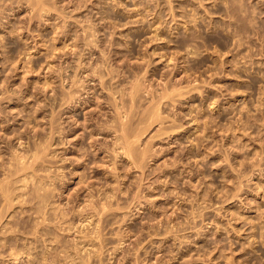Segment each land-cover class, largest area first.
<instances>
[{"label":"rangeland","instance_id":"1","mask_svg":"<svg viewBox=\"0 0 264 264\" xmlns=\"http://www.w3.org/2000/svg\"><path fill=\"white\" fill-rule=\"evenodd\" d=\"M0 162V264H264V0H0Z\"/></svg>","mask_w":264,"mask_h":264},{"label":"bare ground","instance_id":"2","mask_svg":"<svg viewBox=\"0 0 264 264\" xmlns=\"http://www.w3.org/2000/svg\"><path fill=\"white\" fill-rule=\"evenodd\" d=\"M3 1H4V0H3ZM27 1H28V0H27ZM32 1H34V0H32ZM36 1H37V0H36ZM39 1H40V0H39ZM41 1H42V0H41ZM43 1H44V0H43ZM37 3H38V2H37ZM37 3H33V5H34V4L36 5ZM31 4H32V3H31ZM40 5H41V4H40ZM40 5H39V6H40ZM41 7H43V4L41 5ZM41 7H39V8H41ZM10 8H11V7H10ZM2 9H3V8H2ZM7 9H8V7H7ZM34 9H35V8H34ZM34 9H33V6H32V12H33ZM5 10H6V9H5ZM36 11H38V10H36ZM34 12H35V11H34ZM38 12H39V11H38ZM40 12H41V10H40ZM38 15H39V14H38ZM80 60H81V59H80ZM78 64H79V63H78ZM81 64H82V63H81ZM79 66H80V65H79ZM79 66H77V67H79ZM81 66H82V65H81ZM81 66H80V67H81ZM97 66H98V65H97ZM75 69H76V68H75ZM78 69H79V68H78ZM80 69H81V68H80ZM95 69H96V68H95ZM97 69H98V68H97ZM100 70H101V69H100ZM102 70H103V69H102ZM75 71H76V70H75ZM82 71H83V70H82ZM76 72H77V71H76ZM78 72H79V71H78ZM94 72H95V71H94ZM97 72H98V71H97ZM59 73H60V72H59ZM98 73H99V72H98ZM106 74H108V73L106 72ZM59 75H61V74H59ZM72 75H73V74H72ZM74 76H75V75H74ZM103 76H104V75H103ZM103 76L100 75V76H99V79H98V83L100 84L101 87H102V86L104 87V86L106 85V84H105V81H103V78H104ZM143 76H144V75H143ZM59 77H60V76H59ZM90 77H91V76H90ZM66 78H67V77H66ZM66 78H65V79H66ZM75 78H76V76H75ZM59 79H60V78H59ZM62 79H63V78H62ZM67 79H68V81L70 80V84H71V85L68 87V88H69V91H65V90H64L65 92L61 94V96H60L61 98H59V99H60V100H64L65 103H66V105L68 104V105H72V106L77 105L78 103H81V102H82V103H85V101H79V100H80V97H79L78 94H77V92H78L77 90H78V89H75V90L73 89V87L75 86V81H74L75 79L71 78V79H72V80H71V79H69V77H68ZM67 79H66V80H67ZM85 79H86V78H85ZM112 79H113V78H112ZM83 80H84V79H83ZM90 80H91V79H89L88 83L90 82ZM60 81H61V80H60ZM64 81H65V80H64ZM143 81H144V80H143ZM166 81H167V80H166ZM108 82H109V81H108ZM134 82H135V81H134ZM60 83H62V82H60ZM137 83H138V82H137ZM165 83H166V82H165ZM104 84H105V85H104ZM73 85H74V86H73ZM81 85H82V84H81ZM84 85H85V84H84ZM84 85H83V86H84ZM143 85H144V84H143ZM169 85H170V84H169ZM72 86H73V87H72ZM108 86H110V85H108ZM136 86H137L136 84H135V85H132V87L129 86V87H130V90H129V92L126 93V94H125V93H124V94L121 93L120 96H121L122 98H119V100H120L119 103H118L119 105H118L117 103H112V104H113V110H114V113L117 115V116H116L117 119L113 120V121H115V123H114L112 126H106V125H105V127H106L107 129L109 128V129H111V131H112V129H113L112 132H113V134H115V138H113L114 141H112V142H113V143H112L113 146H114V147H117V148H118L117 150L121 149V150H119V153L121 152V153H122L125 157H127L128 159H129V158L131 159V158L135 155V154H133V151H134L133 149L136 148V147L133 148L132 145H133L134 143H136L137 138H136V140H133V139H134L136 136H138L137 134H136V136H135V135H133V133L131 134L130 132H127V127H128V125H129V123L132 122V121H131V118H132V117H131V114H132V111H131L132 109H131V108H132V106L135 104V103H134L135 95L137 94L136 92H139V91H140V90L137 91V87H136ZM164 86H165V85H164ZM71 87H72V90H71ZM88 87H89V85H88ZM148 87H149V86H148ZM167 87H168V86H167ZM173 87H174V86H173ZM77 88H78V87H77ZM109 88H110V87H109ZM171 88H172V87H171ZM174 88H175V87H174ZM80 89H83V87L80 88ZM80 89H79V90H80ZM88 89H89V88H88ZM103 89H104V88H103ZM142 89H143V88H142ZM160 89H161V88H160ZM165 89H166V88H165ZM165 89H164V90H165ZM177 89H178V87H177ZM177 89H176V90H177ZM150 90H151V89H150ZM162 90H163V89H162ZM172 90H173V89H171V91H172ZM174 90H175V89H174ZM80 91H81V90H80ZM165 91H166V90H165ZM165 91H164V92H165ZM171 91H170V92H171ZM178 91H179V90H178ZM62 92H63V91H62ZM87 92H88V91H87ZM87 92H86V93H87ZM116 92H117V91H116ZM120 92H121V91H120ZM122 92H123V91H122ZM142 92H143V91H142ZM146 92H147V91H146ZM164 92H163V93H164ZM172 92H173V91H172ZM59 93H60V92H59ZM83 93H84V91H83ZM144 93H145V92H144ZM166 93L168 94V92H166ZM176 93H177V92H176ZM75 94L79 97V99H78V97L76 98ZM81 94H82V93H81ZM146 94H147V93H146ZM156 94H157V93H156ZM178 94H179V93H178ZM180 94H181V93H180ZM113 95H114V94H113ZM125 95H126V96H125ZM149 95H150V94H149ZM164 95L167 97L166 94L161 95V97H165ZM169 95H170V93H169ZM171 95H172V94H171ZM53 96H54V95H53ZM83 96H84V94H83ZM124 96H125L126 98H124ZM136 96H137V95H136ZM81 97H82V96H81ZM85 97H86V96H85ZM93 97H94V96H93ZM113 97H114V96H113ZM113 97H112V98H113ZM161 97L159 96L160 100L163 99V98H161ZM166 97H165V98H166ZM168 97H171V96H168ZM95 98H96V97H95ZM165 98H164V99H165ZM81 99H83V98H81ZM84 99H85V98H84ZM167 99H168V98H167ZM53 101H54V100H53ZM112 101H113V100H112ZM150 101H151V100H150ZM114 102H116V100H115ZM158 102H159V101H158ZM54 103H55V102H54ZM60 103H61V102H60ZM60 103H59V104H60ZM82 103H81V104H82ZM133 103H134V104H133ZM62 104H63V103H62ZM148 104H149V103H148ZM153 104H155V103L153 102ZM156 104H157V103H156ZM160 104H161V103H160ZM160 104H158V105H160ZM57 105H58V104H57ZM110 105H111V104H110ZM151 105H152V103H151ZM158 105H157V107H158ZM84 106H85V105H84ZM135 106H136V105H135ZM67 107H68V106H67ZM70 107H71V106H70ZM157 107H155V108H157ZM111 108H112V106H111ZM150 108H151V107H150ZM153 109H154V108H152V111H153ZM158 109H159V108H158ZM111 110H112V109H111ZM149 110H150V109H149ZM144 111H145V110H144ZM144 111H143V112H144ZM57 112H58V111H57ZM152 113H153V114H152ZM152 113H149V114H152V115L155 116V113H156V112H155V113L152 112ZM58 114H59V113H58ZM110 114H111V113H110ZM157 114H159V113L157 112ZM132 115H133V114H132ZM139 115L141 116V114H139ZM55 116H56V115H55ZM145 116H146V114H145ZM145 116H143V117H145ZM154 116H151V117H154ZM156 116H158V115H156ZM156 116H155V118H156ZM112 117H113V116H112ZM141 117H142V116H141ZM143 117H142V118H143ZM149 117H150V116H149ZM57 118H58V117H56L55 120H57ZM147 118H148V117H146V119H147ZM148 119H149V118H148ZM148 119H147V120H148ZM152 119H153V118H152ZM53 120H54V119H53ZM53 120H52V121H53ZM58 120H59V119H58ZM87 120H88V119H87ZM87 120H86V121H87ZM106 120H107V119H106ZM132 120H133V118H132ZM149 120H151V119H149ZM158 120H159V119H158ZM52 121H51V122H52ZM111 121H112V120H111ZM130 121H131V122H130ZM141 121H142V120H141ZM153 121H155V120H153ZM159 121H160V120H159ZM51 122H50V123H51ZM54 122H55V121H54ZM101 122H102V121H101ZM142 122H143V121H142ZM148 122H149V121H148ZM148 122H147V123H148ZM161 122H162V121H161ZM50 123H49V126H50ZM52 123H53V122H52ZM88 123H89V122H88ZM90 123H91V122H90ZM96 123H97V122H96ZM85 124H86V123H85ZM151 124H152V123H151ZM56 125H58V123H57ZM109 125H110V124H109ZM149 125H150V124L148 123V126H149ZM54 126H55V125H54ZM59 126H62V125H59ZM99 126H100V124H99ZM99 126H98V127H99ZM145 126H146V125H145ZM51 127H52V126H51ZM51 127H50V128H51ZM85 127H86V126H85ZM105 127H104V128H105ZM134 127H136V126H134ZM55 128H57V127L55 126ZM55 128H54V129H55ZM142 128H143V127H142ZM51 129H52V128H51ZM54 129H53V130H54ZM102 129H103V128H102ZM102 129H100V130H102ZM138 129H139V128H138ZM144 129H146V128H144ZM144 129H143V130H144ZM59 130H60V129L57 128V133H58V135H59V133H60V131H61V130H60V131H59ZM104 130H105V129H104ZM135 130H137V129H135ZM51 131H52V130H51ZM51 131H50V132H51ZM55 131H56V130H55ZM68 131H69V130H68ZM68 131H67V132H68ZM102 131H103V130H102ZM108 131H109V130H108ZM100 132H101V131H100ZM100 132H97L96 130H92L91 132H89V135H86V136H87V138H90V137H91V138H92V137L94 138L93 135H94V134H97V135H98ZM53 133H54V132H53ZM53 133H52V134H53ZM102 133H103V132H102ZM141 133H143V132L141 131ZM141 133H140V134H141ZM52 134H51V135H52ZM113 134H112V135H113ZM49 135H50V134H49ZM68 135H69V134H68ZM141 135H142V134H141ZM141 135H139V136H141ZM84 136H85V135H84ZM86 136H85V137H86ZM88 136H89V137H88ZM45 137H46V136H45ZM47 137H48V136H47ZM52 137H53V136H52ZM52 137H51V138H52ZM56 138H58V136H57ZM91 138H90V139H91ZM132 138H133V139H132ZM39 139H40V138H39ZM84 139H85V138H84ZM59 140H60V139H59ZM59 140H58V141H59ZM92 140H93V139H92ZM94 140H95V138H94ZM94 140H93V141H94ZM82 141L84 142V140H82ZM134 141H135V142H134ZM138 141H139V140H138ZM60 142H61V141H60ZM65 142H66V141H65ZM83 142H82V143H83ZM56 143H57V142H56ZM80 143H81V142H80ZM80 143H79V144H80ZM137 143H138V142H137ZM62 144H63V143H62ZM83 144H84V143H83ZM85 144H86V143H85ZM5 145H6V144H5ZM9 145H10V144H9ZM49 145H50V144H49ZM49 145H48V142H47V145H45V146H49ZM89 145L92 146V143H90ZM135 145H136V144H135ZM33 146H35V145H33ZM43 146H44V145H43ZM83 146H85V145H83ZM90 146H89V147H90ZM94 146H95V145H94ZM113 146H112V147H113ZM9 147H10V146H9ZM100 147H101V146H100ZM114 147H113V148H114ZM38 148H39V147H38ZM41 148H42V146H41ZM44 148H45V150H46L47 147H44ZM82 148H83V147H82ZM84 148H85V147H84ZM92 148H93V147H92ZM15 149H16V148H15ZM101 149H103V148H101ZM16 150H17V149H16ZM39 150H42V149H39ZM85 150H87V149H85ZM85 150H83V151H85ZM92 150H93V149H92ZM109 150H111V148H110ZM115 150H116V148H115ZM115 150H112V151H115ZM135 150H136V149H135ZM146 150H147V149H146ZM148 150H149V149H148ZM35 151H36V150H35ZM42 151H43V153H44V149H43ZM83 151H82V152H83ZM87 151H88V150H87ZM90 151H91V150H90ZM105 151H106V150H105ZM17 152H18V151H17ZM96 152H97V151H96ZM100 152H101V151H100ZM107 152H109V151H107ZM117 152H118V151H117ZM12 153H13V152H12ZM38 153H40V152H38ZM43 153H41V155H42ZM83 153H85V152H83ZM86 153H87V152H86ZM86 153L84 154V155H85V158H88V157H86ZM111 153H112V152H111ZM119 153H118V154H119ZM135 153H137V152H135ZM18 154H19V152H18ZM34 154H35V153H34ZM34 154H33V155H34ZM45 154H47V153H45ZM81 154H82V153H81ZM88 154H89V152L87 153V155H88ZM115 154H116V153H114V155H115ZM137 154H138V153H137ZM137 154H136V155H137ZM144 154H145V153H144ZM16 155H17V154H16ZM19 155H20V154H19ZM39 155H40V154H39ZM39 155H38V156H37V155H34V157L36 156L37 159H38V158H39ZM43 155H44V154H43ZM93 155H94V154H93ZM114 155H113V157H114ZM138 155H139V154H138ZM141 155H143V154L141 153ZM1 156H2V155H1ZM22 156H23V155H22ZM22 156H20V157H22ZM29 156H30V154H29ZM55 156H56V155H55ZM116 156H117V154H116ZM131 156H132V157H131ZM14 157H15V156H14ZM17 157H18V156H17ZM17 157H16V159H17ZM20 157H18V159H19ZM77 157H78V156H77ZM83 157H84V156H83ZM118 157H119V156H118ZM118 157H117V158H118ZM140 157H141V156H140ZM140 157H139V158H140ZM144 157H145V156H144ZM12 158H13V157H12ZM22 158H23V157H22ZM32 158H33V156H32ZM32 158H31V159H32ZM40 158H41V157H40ZM79 158H80V157H79ZM90 158H91V157H90ZM141 158H142V157H141ZM25 159H26V158H25ZM33 159H34V158H33ZM35 159H36V158H35ZM35 159H34V160H35ZM111 159H112V158H111ZM22 160H23V159H22ZM43 160H44V159H43ZM141 160H142V159L139 160L140 163H142ZM17 161H18V160H17ZM38 161H39V159H38ZM44 161H45V160H44ZM50 161H51V160H50ZM83 161H84V160H83ZM131 161H132V159H131ZM14 162H15V161H14ZM18 162H21L20 159H19ZM32 162L34 163V161H32ZM35 162H36V161H35ZM54 162H55V161H54ZM114 162H115V161H114ZM132 162H134V161H132ZM132 162H131V163H132ZM137 162H138V161H137ZM0 163H1V162H0ZM24 163H25V162H24ZM36 163H37V162H36ZM45 163H46V162H45ZM77 163H78V162H77ZM112 163H113V162H112ZM134 163H135V162H134ZM22 164H23V163H22ZM31 164H32V163H31ZM31 164H30V165H31ZM14 165H15V164H14ZM39 165H40V164H39ZM113 165H114V163H113ZM15 166H16V165H15ZM24 166H27V167H28V165H24ZM53 166H54V165H53ZM0 167H1V166H0ZM18 167H19V166H18ZM21 167H22V166H21ZM27 167H24V169L27 168ZM42 167H43V166H42ZM140 167H142V166L140 165ZM140 167H139V168H140ZM9 168H11L10 165H9ZM29 168H30V167H29ZM112 168H113V167H112ZM15 169H16V167H15ZM19 169H20V168H19ZM24 169H23V170H24ZM9 170H10V169H9ZM25 170H26V169H25ZM10 171H12V170H10ZM14 171H15V170H14ZM16 171H17V170H16ZM20 171H21V169H20ZM58 171H59V170H58ZM113 171H114V169H113ZM116 171H117V170H116ZM17 172H18V171H17ZM24 172H25V171H24ZM31 172H32V171H31ZM32 173H33V172H32ZM58 173H59V172H58ZM81 173H82V172H81ZM5 174H6V173H5ZM8 174H9V172H8ZM35 174H36V173H35ZM74 174H75V173H74ZM14 175H15V173H14ZM14 175H13V176H14ZM16 175H17V174H16ZM21 175H22V174H21ZM27 175H28V174H27ZM31 175H32V174H31ZM33 176H34V175H33ZM39 176H40V175H39ZM29 177H31V176H29ZM34 177H35V176H34ZM48 177H49V176H48ZM14 178H15V177H14ZM24 178H25V177H24ZM36 178H37V176H36ZM53 178H54V177H53ZM33 179H34V178H33ZM4 180H5V179H4ZM7 180H8V179H7ZM9 180H10V179H9ZM24 180H25V179H24ZM24 180H23V181H24ZM31 180H32V179H31ZM31 180H30V182L32 183ZM37 180H38V179H37ZM46 180H47V179H46ZM59 180H60V179H59ZM9 182H10V181H9ZM21 182H22V181H21ZM21 182H19V183H21ZM28 182H29V181H28ZM37 182H38V181H37ZM37 182H36V183H37ZM11 183L13 184V182H11ZM23 183H24V182H23ZM80 183H81V182H80ZM3 184H4V183H3ZM5 184H6V183H5ZM5 184H4V185H5ZM39 184H40V183H39ZM81 184H82V183H81ZM21 185H23V184H21ZM37 185H38V184H37ZM37 185H36V186H37ZM84 185H85V184H84ZM14 186H15V185H14ZM17 186H18V185H17ZM26 186H27V185H26ZM36 186H35V187H36ZM41 186H42V185H41ZM43 186H44V185H43ZM50 186H51V185H50ZM11 187H12V186H11ZM20 187H21V186H20ZM47 187H48V186H47ZM3 188H4V189H3ZM29 188H30V187H29ZM19 189H20V188H19ZM19 189H18V191H19ZM33 189H34V188H33ZM37 189L39 190L40 188L37 187ZM45 189H46V187H45ZM0 190H3V191H1L2 194H3V192H5L4 190H6L5 187H4L2 184L0 185ZM22 190L24 191V186H23V189H22ZM35 190H36V189H35ZM40 190H41V189H40ZM113 190H114V189H113ZM113 190H112V191H113ZM7 191H8V190H7ZM16 191H17V190H16ZM23 191H22V192H23ZM41 191H42V190H41ZM44 191H45V190H44ZM52 191H53V190H52ZM13 192H14V191H13ZM24 192H25V191H24ZM50 192H51V191H50ZM15 193H16V192H15ZM25 193H26V192H25ZM29 193H31V192H29ZM37 193H38V192H37ZM55 193H56V192H55ZM99 193H100V192H99ZM2 194H1V195H2ZM5 194H6V192H5ZM5 194H3V195H5ZM7 194H8V193H7ZM7 194H6V195H7ZM16 194H17V193H16ZM20 194H21V193H20ZM35 194H36V191H35L34 195H35ZM96 194H97V193H96ZM10 195H11V194H10ZM12 195H13V194H12ZM21 196H22V195H21ZM41 196H42V195H41ZM3 197L6 198V196H3ZM18 197H19V196H18ZM52 197H53V196H52ZM101 197H102V196H101ZM0 198H1V197H0ZM12 198H13V197H12ZM30 198H31V197H30ZM33 198H34V196H33ZM38 198H39V196L37 197V200H38ZM41 198H43V197H41ZM46 198H48V197H46ZM88 198H89V197H88ZM92 198H93V197H92ZM92 198H91V199H92ZM102 198H103V197H102ZM104 198H105V197H104ZM110 198H111V197H110ZM113 198H114V197H113ZM2 199H4V198H2ZM7 199H8V198H7ZM10 199H11V198H10ZM22 199H23V198H22ZM85 199H86V198H85ZM85 199H84V200H85ZM89 199H90V198H89ZM98 199H99V198H98ZM4 200H6V199H4ZM4 200H3V201H4ZM32 200H33V199H32ZM43 200H44V199H43ZM19 201H20V200H19ZM90 201H92V200H90ZM97 201H98V200H97ZM105 201H106V200H105ZM107 201H108V200H107ZM107 201H106V202H107ZM4 202H5V201H4ZM16 202H17V201H16ZM47 202H48V201H47ZM103 202H104V201H103ZM110 202H111V201H110ZM2 203H3V202H2ZM11 203H12V202H11ZM11 203H9V204H11ZM39 203H42V205H45V203H43V201H42V202L39 201ZM88 203L91 205V203H90L89 201H88ZM99 203H100V201H99ZM4 204H5V203H4ZM6 204H7V203H6ZM14 204H15V203H14ZM66 204H67V203H66ZM92 204H94V203H92ZM107 204H108V203H107ZM37 205H38V204H37ZM39 205H40V204H39ZM42 205H40V207H42ZM55 205H56V204H55ZM87 205H88V204H87ZM90 205H89L88 207H90ZM101 205H102V207H100ZM101 205H99V207H100L99 209H101V208L104 209V206H105V205H104V204H101ZM110 205H111V204H110ZM51 206H52V205H51ZM64 206H65V205H64ZM83 206H85V205H83ZM91 206H92V205H91ZM94 206H95V205H94ZM2 207H3V206H2ZM88 207H87V208H88ZM92 207H93V206H92ZM92 207H91V210H92ZM8 208H9V206H8ZM62 208H63V207H62ZM82 208H83V207H82ZM120 208H121V207H120ZM1 209H2V208H1ZM1 209H0V211H1ZM41 209H42V208H41ZM44 209H46V207H45ZM47 209H48V208H47ZM55 209H56V208H55ZM55 209H53V212L56 211ZM83 209H85V208H83ZM34 210H35V209H34ZM96 210H97V209H96ZM104 210H106V209H104ZM108 210H109V209H108ZM8 211H9V210H8ZM35 211H37V209H36ZM47 211H48V210H47ZM49 211H50V210H49ZM92 211H93V210H92ZM102 211H103V210H102ZM3 212H4V211H3ZM64 212H65V210H64ZM82 212H83V211H81V212H79V213H82ZM88 212H89V211H88ZM95 212H96V211H95ZM32 213H33V212H32ZM36 213H37V212H36ZM42 213H43V212H42ZM54 213H55V212H54ZM103 213H104V212H103ZM1 214H2V212H1ZM43 214H44V213H43ZM58 214H59V213H58ZM63 214H64V213H63ZM83 214H84V213H83ZM55 215H56V214H54V216H53V215H52V216L55 217ZM94 215H95V214H94ZM101 215L103 216L104 214H101ZM34 216H35V215H34ZM34 216H33V218H34ZM39 216H40V215H39ZM45 216H46V215H45ZM59 216H62V215H59ZM65 216H66V215H65ZM65 216H63L64 219H65ZM98 216H99V215H98ZM98 216H95V217H98ZM35 217H36V216H35ZM48 217H49V215H48ZM53 217H52V218H53ZM68 217H69V216H68ZM52 218H51L50 220H52ZM57 218H58V217H57ZM83 218H84V217H83ZM98 218H99V217H98ZM0 219H1V218H0ZM35 219H36V218H35ZM60 219H61V217H60ZM92 219H93V218H92ZM92 219H91V220H92ZM102 219H103V218H102ZM42 220H43V219H42ZM42 220H41V221H42ZM47 220H48V219H47ZM57 220H58V219H57ZM65 220H66V219H65ZM78 220H79V219H78ZM91 220H90V221H91ZM97 220H98V219H97ZM99 220H100V219H99ZM99 220H98V221H99ZM34 221H35V220H34ZM36 221H38V220H36ZM39 221H40V220H39ZM60 221H61V220H60ZM81 221H82V220H81ZM103 221H104V220H103ZM21 222H22V221H21ZM57 222H58V221H57ZM61 222H62V221H61ZM40 223H42V222H40ZM78 223H79V222H78ZM94 223H95V221H94ZM17 224H18V223H17ZM83 224H85V223H83ZM83 224H82L81 226H83ZM88 224H89V222H88ZM88 224H87V225H88ZM96 224H98V223H96ZM96 224H94V226H95ZM19 225H20V224H19ZM36 225H38V224L36 223ZM42 225H43V223H42ZM44 225H45V224H44ZM51 226H52V225H51ZM71 226H72V225H71ZM75 226H76V225H75ZM96 226H97V225H96ZM96 226H95V228H96ZM98 226H99V224H98ZM16 227H17V226H16ZM19 227H20V226H19ZM45 227H46V226H45ZM20 228H21V227H20ZM41 228H43V227H41ZM68 228L70 229V227H68ZM91 228H92V227H91ZM97 228H98V227H97ZM15 229H16V228H15ZM20 230H22V229H20ZM34 230H35V229H34ZM34 230H33V231H34ZM43 230H44V229H43ZM45 230H46V229H45ZM47 230H48V229H47ZM98 230H99V228H98ZM98 230L95 232V233H96V237L94 236V239L97 238L96 240H99L98 236H99L100 234H98ZM101 230H102V229H101ZM94 231H95V229H94ZM94 231H93L92 233H94ZM1 232H2V231H1ZM1 232H0V233H1ZM3 232H4V230H3ZM3 232H2V233H3ZM15 232H16V231H15ZM52 232H53V231H52ZM60 232H61V231H60ZM2 233H1V234H2ZM17 233H18V232H17ZM34 233L36 234V231H35ZM49 233H50V232H49ZM99 233H100V231H99ZM40 234H41V233H40ZM42 234H43V233H42ZM46 234H47V233H46ZM63 234H64V233H63ZM5 235H6V233H5ZM90 235H91V234H90ZM94 235H95V234H94ZM102 235H103V234H101V236H102ZM39 236H40V235H39ZM39 236H38V237H39ZM30 237H31V236H30ZM43 237H44V236H43ZM43 237H42V238H43ZM87 237H89V234H88ZM90 237H91V236H90ZM90 237H89V238H90ZM92 237H93V236H92ZM99 237H100V236H99ZM7 238H8V237H7ZM40 238H41V237H40ZM80 238H81V237H80ZM89 238H87V239H89ZM33 239H35L34 236H33ZM73 239H74V238H73ZM90 239H91V238H90ZM102 239H103V238H102ZM41 240H42V239H41ZM100 240H101V239H100ZM3 241H4V240H3ZM14 241H15V240H14ZM35 241H36V240H35ZM44 241H45V240H43V242H44ZM72 242H73V241H72ZM91 242H92V240H91ZM94 242H95V240H94ZM6 243H7V242H6ZM24 243H25V242H24ZM54 243H55V242H54ZM89 243H90V242H89ZM98 243H99V242H98ZM119 243H120V242H119ZM36 244H38V243H36ZM40 244H41V243H40ZM74 244H75V243H74ZM100 244H101V243H100ZM3 245H4V242H3ZM8 245H9V244H8ZM31 245H33V244H31ZM43 245H44V244H43ZM95 245H96V243H95ZM116 245H117V244H116ZM0 246H1V245H0ZM36 246H37V245H36ZM76 246H77V245H76ZM79 246H80V245H79ZM91 246H92V245H91ZM96 246H97V245H96ZM101 246H102V245H101ZM7 247H8V246H7ZM28 247H29V246H28ZM37 247H38V246H37ZM71 247H72V246H71ZM5 248H6V247H5ZM8 248H9V247H8ZM8 248H7V249H8ZM26 248H27V247H26ZM45 248H46V250H47V247H45ZM74 248H75V247H74ZM84 248H85V247H84ZM94 248H96V247H94ZM97 248L99 249V247H97ZM33 249H34V248H33ZM33 249H32V251H34ZM35 249H37V248H35ZM48 249H49V248H48ZM79 249H80V247H79ZM114 249H115V248H114ZM20 250H21V248H20ZM28 250H29V249H28ZM39 250H40V249H39ZM49 250H50V249H49ZM52 250L54 251V249H52ZM52 250H51V251H52ZM68 250H69V249H68ZM68 250H67V251H68ZM73 250H74V249H73ZM77 250H78V248H77ZM89 250H90V249H89ZM91 250H92V249H91ZM94 250H95V249H94ZM96 250H97V249H96ZM4 251H5V250H4ZM30 251H31V250H30ZM69 251H70V250H69ZM82 251H83V250H82ZM84 251H85V249H84ZM0 252H1V251H0ZM14 252H15V251H14ZM19 252H20V251L15 252L14 256H12V255H13V252H11V254H9V253H8V254L10 255L9 257H11V258L13 257L14 259H17V257L20 256V255H17V254H20ZM21 252H22V251H21ZM23 252H24V251H23ZM42 252H43V250H42ZM57 252H58V251H57ZM91 252H92V251H91ZM96 252H97V251H96ZM96 252H95V255H96ZM99 252H100V251H99ZM2 253H3V251H2ZM6 253H7V252H6ZM16 253H17V254H16ZM29 253H30V252H29ZM33 253H34V252H33ZM46 253H47V252H46ZM65 253H66V252H65ZM76 253H77V252H76ZM78 253H79V251H78ZM86 253H88V252H86ZM101 253H102V252H101ZM101 253H100V254H101ZM21 254H22V253H21ZM23 254H24V253H23ZM23 254H22V256H23ZM38 254H39V253H38ZM44 254H45V253H44ZM55 254H56V253H55ZM55 254H54V255H55ZM73 254H74V253H73ZM81 254H83V253L81 252ZM84 254H85V253H84ZM26 255L28 256L29 254L26 253ZM46 255H47V254H46ZM57 255H58V254H57ZM57 255H56V256H57ZM89 255L91 256V254H89ZM29 256H30V255H29ZM39 256H40V255H39ZM58 256H59V255H58ZM63 256H64V255H63ZM66 256H67V255H66ZM66 256H64V258H65ZM76 256L79 258V257H80V254H79V256H78V255H76ZM86 256H87V255H86ZM86 256H85V257H86ZM97 256H99V255H97ZM30 257H31V256H30ZM32 257H33V255H32ZM53 257H54V256H53ZM81 257L84 258V255L81 256ZM92 257H93V256H92ZM18 258H19V257H18ZM25 258H26V257H25ZM49 258H50V257H49ZM64 258H63V259H64ZM71 258H72V257H71ZM73 258H74V257H73ZM86 258H87V261L89 262L88 257H86ZM100 258H101V257H100ZM34 259H35V258H34ZM50 259H51V258H50ZM59 259H60V258H59ZM80 259H81V258H79V260H80ZM91 259H92V258H91ZM27 260H28V259H27ZM31 260H32V258H31ZM35 260H36V259H35ZM46 260H48V256H47V257H43V263H44V261H46ZM51 260H52V259H51ZM60 260H61V259H60ZM65 260H66V259H65ZM70 260H71V259H70ZM79 260H78V261H79ZM84 260H85V258H84ZM12 261H13V260H12ZM14 261H15V260H14ZM17 261H19V259H18ZM68 261H69V260H68ZM74 261H75V260H74ZM74 261H70V262H74ZM82 261H83V259H82ZM98 261H99V260H98ZM37 262H38V261H37ZM47 262H48V261H47ZM58 262H59V261H58ZM64 262H65V261H64ZM75 262H76V261H75ZM88 262H87V263H88ZM15 263H16V262H15ZM39 263H40V262H39ZM39 263H38V264H39ZM41 263H42V261H41ZM43 263H42V264H43ZM48 263H49V262H48ZM66 263H67V262H65V264H66ZM81 263H82V262H81ZM85 263H86V262H85ZM87 263H86V264H87ZM100 263H101V261H100ZM100 263H99V264H100ZM36 264H37V263H36Z\"/></svg>","mask_w":264,"mask_h":264}]
</instances>
